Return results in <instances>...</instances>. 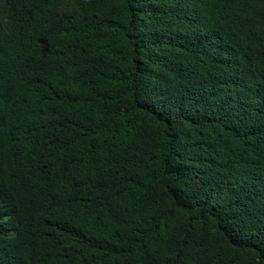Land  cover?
Segmentation results:
<instances>
[{"label": "trees", "instance_id": "16d2710c", "mask_svg": "<svg viewBox=\"0 0 264 264\" xmlns=\"http://www.w3.org/2000/svg\"><path fill=\"white\" fill-rule=\"evenodd\" d=\"M0 264H264V0H0Z\"/></svg>", "mask_w": 264, "mask_h": 264}]
</instances>
